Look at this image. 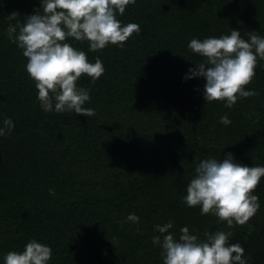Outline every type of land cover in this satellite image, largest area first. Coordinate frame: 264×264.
Segmentation results:
<instances>
[{"label":"trees","instance_id":"16d2710c","mask_svg":"<svg viewBox=\"0 0 264 264\" xmlns=\"http://www.w3.org/2000/svg\"><path fill=\"white\" fill-rule=\"evenodd\" d=\"M39 7L40 0H0V128L5 118L15 126L0 137V264L30 240L52 249L48 264H163L152 238L154 226L169 221L177 237L185 226L200 240L232 231L229 242L243 247L248 264H264V177L250 233L183 202L203 159L231 153L264 166V61L246 88L258 95L231 109L205 101L203 78L184 79L202 59L188 48L193 38L232 29L245 40L251 31L264 37V0H136L118 19L141 31L122 49L90 52L86 41L69 39L104 65L95 83L78 81L90 89L84 107L92 117L40 106L26 58L6 33L9 14L22 23ZM225 114L228 126L219 123ZM131 213L139 223H121Z\"/></svg>","mask_w":264,"mask_h":264},{"label":"clouds","instance_id":"9594fccd","mask_svg":"<svg viewBox=\"0 0 264 264\" xmlns=\"http://www.w3.org/2000/svg\"><path fill=\"white\" fill-rule=\"evenodd\" d=\"M136 0H40L34 13L18 19L20 14L8 15L6 33L10 42L22 50L26 58V72L38 91L37 99L45 112L74 113L92 117L95 110L84 105L90 101V89L78 87L82 76L95 83L104 74L103 62L97 57L89 62L87 54L67 41L87 42L90 52L104 50L109 45L123 48L140 25H122L118 16ZM11 21H16L15 24ZM188 48L202 59L189 68L185 80L203 78V97L206 102H224L231 109L238 100L258 95L246 90L253 81L258 61H264V37L254 31L248 39L232 29L229 35L203 40L193 38ZM219 123L228 126L231 120L225 114ZM10 118L3 120L0 137L14 129ZM264 177V166L249 167L236 161L231 153L224 158L209 157L194 168L183 202L190 208L199 206L201 215H213L227 228L252 226L248 223L260 208L254 195ZM49 195H55L49 190ZM139 223L135 213L126 221ZM171 221L154 226L158 233L152 238L161 249L163 264H248L243 247L231 244L232 231L205 232L200 240L187 226L179 229L178 237L172 231ZM52 249L36 240H30L23 251H9L4 264H48Z\"/></svg>","mask_w":264,"mask_h":264}]
</instances>
